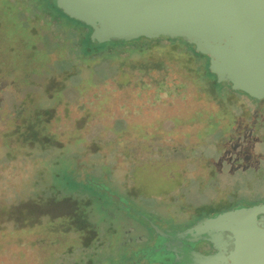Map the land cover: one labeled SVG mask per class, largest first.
I'll list each match as a JSON object with an SVG mask.
<instances>
[{
    "label": "rangeland",
    "instance_id": "rangeland-1",
    "mask_svg": "<svg viewBox=\"0 0 264 264\" xmlns=\"http://www.w3.org/2000/svg\"><path fill=\"white\" fill-rule=\"evenodd\" d=\"M33 10L45 20L34 37L24 26ZM54 13L46 0H0V264H66L76 236L53 229L71 201L101 236L93 261H130V249L143 256L134 264H164L153 225L184 227L181 215L235 183L210 177L221 143L244 140L243 128L264 165V97L236 96L227 112L175 54L160 67L138 56L82 62L77 32ZM18 37L33 41L30 62Z\"/></svg>",
    "mask_w": 264,
    "mask_h": 264
},
{
    "label": "water",
    "instance_id": "water-1",
    "mask_svg": "<svg viewBox=\"0 0 264 264\" xmlns=\"http://www.w3.org/2000/svg\"><path fill=\"white\" fill-rule=\"evenodd\" d=\"M66 15L90 26L99 43L160 35L180 37L208 56L217 82L264 97V0H54ZM264 202L201 217L184 229L160 230L164 264H264ZM227 239H223V232ZM207 240L216 252L183 246ZM232 248L225 254L227 246ZM148 256H152L148 254Z\"/></svg>",
    "mask_w": 264,
    "mask_h": 264
},
{
    "label": "trees",
    "instance_id": "trees-1",
    "mask_svg": "<svg viewBox=\"0 0 264 264\" xmlns=\"http://www.w3.org/2000/svg\"><path fill=\"white\" fill-rule=\"evenodd\" d=\"M46 3L55 12V17L53 18L52 16L51 18L54 22H66L72 27L73 30L77 32V37L75 38L77 51L75 55L78 59H82V62H85L87 59L93 57L99 60H119L124 62L127 59H131L133 56H138L145 58V60L142 61V66H150V64H155L156 66L159 65L158 67H160L163 60H169V57L175 54L182 59L185 68L189 72L196 75L198 83L202 88H204L205 93L209 96L219 99L225 97V95L229 94L230 92L232 93L234 91H238L231 89L230 84L225 81L217 82L215 74H213L208 68V56L196 51L193 44L180 37L171 38L160 35L156 38H146L141 36L131 40H110L108 42L106 41L105 43H99L90 39V26L66 15L55 5L54 0H46ZM43 21L45 22L40 11L33 10L32 13L27 16V22L24 26L28 28V32L31 33L32 37H34L37 32L34 31L36 24L38 23V26H40ZM32 22L34 23L33 25ZM32 29L34 30L32 31ZM17 40L18 42L22 43L21 47H23V49H21V53H23L25 59L30 62L32 60L31 54H33V52L36 50L34 47L33 49H30L31 43H33V41L28 44L27 40H24L23 37H18ZM29 50H31L32 53ZM200 77L202 79H199ZM62 211L63 214L66 215V221H61L59 225L57 221L54 220L55 216L53 215V212L50 213L52 222L58 225L53 230L58 232L62 231L66 235L74 234L76 236L75 238L77 239V241L75 240L76 242L74 243L76 246L75 249L73 248V244H71L70 248L64 250L61 254L62 258L69 259L66 264H134L139 258L143 260V256L135 253L136 251L132 253L130 252L131 250L128 249L127 253L129 254L127 256L130 255L129 257L132 258V254L136 255L133 257V260L131 259L129 261L128 257L121 258L119 256H115L111 258H103V263H99L97 259L93 261L92 257L99 251L102 241L101 236L95 227L88 220H86L90 210L87 211L85 215L80 216V214L75 212V203L71 201L70 206L65 207L62 209ZM77 216L80 217L78 218ZM110 231L115 232L116 228L110 227ZM145 259H150L147 254ZM150 263L154 262L151 261Z\"/></svg>",
    "mask_w": 264,
    "mask_h": 264
},
{
    "label": "flooded vegetation",
    "instance_id": "flooded-vegetation-1",
    "mask_svg": "<svg viewBox=\"0 0 264 264\" xmlns=\"http://www.w3.org/2000/svg\"><path fill=\"white\" fill-rule=\"evenodd\" d=\"M228 83V82H227ZM230 84V83H229ZM243 95L247 98V94L242 91H234L230 92L229 94L225 95L223 105L224 109L227 112H234L233 110V103L232 101L237 100L236 96ZM227 98V99H226ZM230 98V99H229ZM226 100V101H225ZM240 108L243 105L238 106ZM257 107L253 108V111L257 113ZM238 127V124L235 125ZM231 129V127H230ZM242 133L238 134L237 137H242L244 140L241 141H229L227 144L221 143V147L218 148V153L220 154L212 163H209V168L213 169V173L210 175L211 178L220 181L222 175H233V179L235 183H230L228 185L231 187L228 190L219 189L216 191L213 198H209L206 203H201L192 207L189 211H187L186 215L183 212L184 216L182 219H186L190 221V223L184 225V227H179L183 229L185 227H190L197 221L199 218L206 216L209 213H218L222 212L223 210H229L237 207L242 206H251L254 204H258L264 202V190L261 189L259 183L264 180V165H260L258 162H253V140L248 132L244 131L243 128ZM244 131V135H243ZM229 145L230 147V157L226 156V153H223L222 150ZM223 155V156H222ZM264 159V156L262 157ZM260 159V158H259ZM249 172L251 175L248 177H243L241 175L246 174ZM263 184V183H262ZM261 184V185H262ZM223 188V185H222ZM211 196V195H210ZM261 196L259 200H252L251 203H241L243 199H252L255 197ZM194 209V210H193ZM193 210V211H192ZM179 211H175L177 214ZM262 217V224L264 225V214L258 215V218ZM166 228H175L171 226H165ZM177 227V226H176ZM227 231L223 232V239H227ZM196 249H198L203 254H211L216 252L215 249L212 248V244L207 240H201L196 245ZM232 248V244L227 246V250L225 254H228V251Z\"/></svg>",
    "mask_w": 264,
    "mask_h": 264
}]
</instances>
